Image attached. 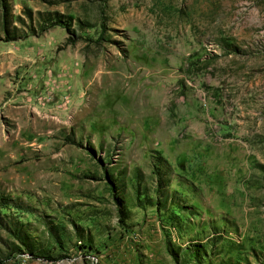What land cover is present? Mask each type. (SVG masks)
<instances>
[{
    "label": "rangeland",
    "instance_id": "rangeland-1",
    "mask_svg": "<svg viewBox=\"0 0 264 264\" xmlns=\"http://www.w3.org/2000/svg\"><path fill=\"white\" fill-rule=\"evenodd\" d=\"M0 264H264V0H0Z\"/></svg>",
    "mask_w": 264,
    "mask_h": 264
},
{
    "label": "trees",
    "instance_id": "trees-1",
    "mask_svg": "<svg viewBox=\"0 0 264 264\" xmlns=\"http://www.w3.org/2000/svg\"><path fill=\"white\" fill-rule=\"evenodd\" d=\"M4 19H5V16H4ZM6 21V20H5Z\"/></svg>",
    "mask_w": 264,
    "mask_h": 264
}]
</instances>
